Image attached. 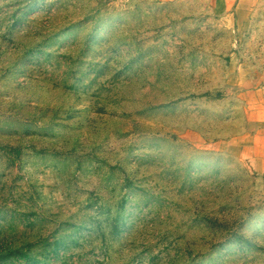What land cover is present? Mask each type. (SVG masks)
<instances>
[{"label":"rangeland","instance_id":"374dc122","mask_svg":"<svg viewBox=\"0 0 264 264\" xmlns=\"http://www.w3.org/2000/svg\"><path fill=\"white\" fill-rule=\"evenodd\" d=\"M257 86L264 0H0V264H264Z\"/></svg>","mask_w":264,"mask_h":264},{"label":"crops","instance_id":"0c3cea01","mask_svg":"<svg viewBox=\"0 0 264 264\" xmlns=\"http://www.w3.org/2000/svg\"><path fill=\"white\" fill-rule=\"evenodd\" d=\"M259 0H205L211 10L220 13L232 12V15L239 21L245 20L249 17L250 11ZM254 88V89H253ZM247 88L244 92L246 102L249 108L256 114L252 113L253 117L248 121V145L247 150L250 153L252 163L250 169L256 171L258 174H264V86H257L256 88ZM252 96L256 97V102L250 99ZM254 107V108H252Z\"/></svg>","mask_w":264,"mask_h":264}]
</instances>
